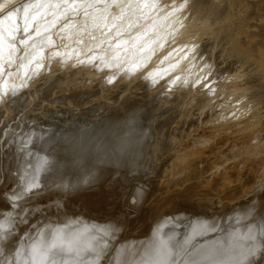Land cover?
I'll return each mask as SVG.
<instances>
[{"label": "rangeland", "instance_id": "obj_1", "mask_svg": "<svg viewBox=\"0 0 264 264\" xmlns=\"http://www.w3.org/2000/svg\"><path fill=\"white\" fill-rule=\"evenodd\" d=\"M21 1L23 0H0V8H6L3 9L5 13L1 11L0 15L6 16L7 12ZM43 1L41 3L45 4L46 1L48 3V0ZM56 1L60 0H52L50 2L53 6L48 9L47 13H49L45 18L48 15L53 16V18H61L59 21L62 24L58 23L61 27L64 26V21L69 18V15L71 17L69 20L74 19L73 21L66 20V24L68 25L69 23L73 27L71 28L68 25V28H70L67 31L68 33L61 32L62 29L67 28L65 25L62 29L58 27L61 30L57 34L53 32V36H56L53 37L51 35L47 39V41L51 42L54 52H52L53 56L46 63L50 64L53 60L52 65L50 64L47 67V64H39L36 66L35 69L37 70L33 74L19 83L17 89H7L0 93V185L2 184L1 186H3V181L8 182V184L4 183L5 187L8 186L6 187L7 191L2 192L0 197H4L11 206H14L19 201H24L22 200L24 199L22 198L23 194L19 197H15L13 193L9 194L11 193L9 181L11 182L14 176L16 166L20 165L27 158L28 154L35 153L38 154V157L44 152V154L46 152L47 154H56V150L55 152L53 150L61 147L58 144H61V137H63L64 132L66 133L71 129H68V127L74 126L77 123L81 127H85L78 133L81 142L83 144L87 143V141L92 142L89 131L95 124L114 114L124 115L129 113L132 103L134 101H141L144 103L143 106L136 109L134 113H131L132 115L130 114L132 117H130L131 122L133 121V117L135 118L132 129L136 125L137 127L134 130L137 128L139 131H143L142 136V131L139 133L137 129L135 132L133 130L134 135H138L136 138L138 143L136 141L137 144L134 146V154L137 156H135L137 159L135 158L133 162L135 166L133 164L129 170H118L115 172L109 191H115L118 194V199L110 201V196L106 194L99 196L101 198L99 200H106V203H104L102 208L105 210L98 213V218L103 221L117 219V224L123 228L119 232L124 235L118 233L117 240L108 236L107 240H104V242H107L103 243L102 246L103 252L92 253L94 255L91 252L87 253L86 264H109L113 249L118 246L124 237H132L134 242L141 243L143 241V234L140 231L142 223L139 219L142 214L145 213L147 220H155L160 218L162 213L176 210V207H173V203L177 201V204L182 203L185 205L181 207V214L183 213L187 216L199 214L201 217L206 214L203 217H208L215 216L216 213L217 216L216 228H212V230L214 229L213 233H208L203 238H195L191 242V245L184 249L185 252L181 254L184 255V258L190 255L197 243L214 236H219L227 229H231L232 226V228L236 227L238 225L237 216L232 212L236 211L233 210L237 204H240L243 199L245 200L247 197L258 192V190H261L260 186L261 188L264 186V0H229L230 2L228 0H219V10L214 13L212 11L207 12L205 15L204 13L195 15L196 13L193 14V12L187 10L186 4L188 0H182V2L181 0H151L152 2L144 0L143 3L142 0H126V2H124L125 0H83L85 1L84 3L81 2L82 0H61L62 2L60 1L57 4L58 6L55 4ZM67 1H71L69 3L71 5H64ZM150 2L152 3L151 7H149ZM144 3L149 5L147 6ZM54 5L57 7L54 8ZM28 6L29 4L23 5L21 12L23 13ZM131 6L133 7L131 8ZM143 8L148 9L146 11ZM152 10L156 13H152ZM162 13L167 18H164ZM63 14L67 17L65 18ZM77 17H81L78 21L80 20L82 23L75 20ZM62 18H65L64 21ZM46 19L42 20L45 22ZM138 20L142 21L139 22ZM67 21L69 22L67 23ZM75 21L76 28L74 27ZM191 21L193 24H197L198 27L195 25L194 28ZM87 23L89 24L88 27H86ZM78 24H80L79 28ZM189 25L192 26L190 27ZM46 26L47 24L41 28L38 35L43 34ZM152 27L155 28L154 31ZM74 28L81 31H76ZM70 30L76 31L75 34H77L76 38L78 40L75 37L71 38L74 32ZM186 30L193 31L194 34ZM162 31L165 33H162ZM199 31H202V34ZM84 32L85 34H83ZM185 32L188 34L187 40L183 38L187 37V35H183ZM82 34L83 36H81ZM190 34L194 37L192 35L190 37ZM66 35L70 36L74 43ZM150 35L153 36L150 37ZM77 36H81V38ZM84 36L87 39L82 38ZM116 38L119 39V41L117 40L118 42ZM79 39H83L85 43L88 40L86 44L81 41L86 47H84L85 45ZM231 39L232 41L235 40L234 43L231 42ZM126 40L128 41L124 45ZM149 41L151 42L149 43ZM119 42H122L123 46L127 47L123 48ZM75 43L76 45L82 44L83 46H77L78 49L74 48L73 46L75 45L72 44ZM110 43L112 46L109 45ZM114 45L119 48L122 47L120 49L117 48L120 52L122 50L129 52L125 53V56L123 55L122 58L120 54H117L119 51L117 50L116 52L115 47L113 48ZM81 46L84 48L89 47L90 49H86L89 54ZM107 46L112 47L110 51L112 54H117L118 58L116 55H111V52L110 54L108 53L109 50L105 49ZM67 47H69L68 50H66ZM59 49L64 53L62 54ZM75 49L76 51L78 50L79 54L75 53ZM100 49L102 50L101 53L103 52L102 54L105 56V59L100 61V63H105V66L102 67V64L98 66L99 63L96 62L95 64L98 67H94L93 65L91 68L95 70L93 71L95 72L94 76L97 75V79L94 78L95 80H92V83L96 86L93 85L89 88L94 93L92 91L87 92L90 82L85 77L75 78V80L69 78L67 79L71 80L69 83L63 82L60 75L66 69L73 68L76 63L78 65V60H83L84 57L88 59L94 52H97L96 56H98L101 54ZM70 50H73V52L67 53ZM83 51L85 54H83ZM174 52L178 53L180 60L177 59L178 57L175 59L174 55L176 54ZM70 53L76 54V57L70 56L72 55ZM169 53L172 54L170 55ZM107 54L108 58L113 56L114 58H112L114 60L118 59V62L117 60H115L116 62L114 60L110 61L111 63L108 62L111 58L106 60ZM183 54L187 55L182 56ZM68 56L72 57L73 60ZM54 59H61V61ZM119 59H121L123 65ZM123 59L125 60L124 62ZM70 60L73 61L74 65L66 63V66L62 67L65 65V62ZM63 61L64 64L61 63ZM71 61L68 63H71ZM81 62L80 65L82 64ZM59 63H61V67ZM115 65L116 69H114ZM80 67L76 66L75 68ZM42 68L43 70H40ZM48 68H51V70ZM182 69L184 72H182ZM110 70L111 74H109ZM103 73H107V76L102 75ZM91 92L92 94H89ZM138 111H143L144 113H139ZM141 115L143 116L142 118ZM101 117L102 119H100ZM137 118L138 122L140 121L138 125L136 124L137 121L135 122ZM39 125H44L43 127L46 129L51 128L48 144L45 148L42 145L36 144L37 141L32 140L34 129L35 127H39ZM78 125L77 127H80ZM136 131L138 134H136ZM61 133L63 134L61 135ZM50 136L52 139H50ZM138 144L139 149L137 148ZM55 145L57 147L54 148ZM33 158L34 160L32 158L26 159V163L30 165L32 161H35L37 156L35 155ZM13 162L17 165L13 164ZM163 164H165L164 168L162 167ZM3 166L6 168L4 173L7 180L5 174L3 177L1 175ZM165 166L167 167L165 168ZM164 170L167 171L165 172ZM11 173L12 175H10ZM120 175L124 176V182L119 180ZM25 187L27 188V185ZM31 189L27 188L24 190L22 192L25 193L24 196L30 197L32 195L31 197H33V194L40 196L41 190L37 191L38 189H36V191H33ZM133 191L145 192L147 198L144 200L143 197L141 201L138 200L135 204H129V196L135 193ZM149 195H151V199ZM153 198L154 203L152 202ZM185 198L187 200H184ZM59 199L63 201L66 198L61 196ZM147 201L151 202H148V204ZM89 208V205L83 202L79 206V209L84 213H87ZM40 213V211L39 214L35 213L30 222L42 219L43 213ZM48 215L47 217L49 218ZM13 220V217L7 218L0 215V229L14 226ZM26 225L24 224V226ZM131 227L133 229H130ZM178 230L181 231L182 228L179 227ZM17 234L18 231L16 230L14 236ZM108 243H110V246ZM3 254L4 250L0 252V259ZM181 257V259L176 257L173 260L174 262L171 261V264L172 262L174 264L175 261L177 263L179 260L184 263L183 256ZM263 257L264 250L262 257L260 256L259 259ZM252 264H259V262L255 261Z\"/></svg>", "mask_w": 264, "mask_h": 264}, {"label": "bare ground", "instance_id": "obj_2", "mask_svg": "<svg viewBox=\"0 0 264 264\" xmlns=\"http://www.w3.org/2000/svg\"><path fill=\"white\" fill-rule=\"evenodd\" d=\"M42 1L43 0H23L20 3L15 4L14 7H12V8L10 7L11 8V10L9 9L10 11L7 12V10H6V12L8 13L6 16L0 15V93L3 90H7V89H10V90L17 89V86L19 85L20 82H22L23 79L29 77L31 74H33L35 72V70H37V69H35L36 66H38L39 64H42V65L47 64L46 63L47 60L51 56H53L52 52H54L52 49V46H51L52 45L51 42L47 41V39L51 35L53 36V32L57 34V32H59L65 25L68 28V25H69L68 22L71 20V19L69 20V18H71L70 15H69V18H67L69 20V21H67V23H68V25H67L66 24L67 19L64 21V19L67 16L65 17V15L63 14L65 18H62V20L64 21L65 24H64V26L61 27V25H58V23L62 24V22L59 21L61 18H59V19L55 18V17L53 18V16H49V15H48L49 17L48 16L46 17L47 19L45 18V16L49 13V12L47 13L48 9L53 6V4H50V2L52 0H48V3L46 1L45 4L41 3ZM60 1H58V2H60ZM139 1H141V0H139ZM143 1L144 0H142V3H143ZM58 2L56 1L55 4L57 5ZM70 2L67 1V2H65L64 5H67V4L71 5V4H69ZM78 2H80V1H78ZM81 2L84 3L85 1L82 0ZM124 2H126V0ZM151 2H150L149 7L152 6ZM181 2H182V0H181ZM121 3H122V1H121ZM146 3H148V2H146ZM146 3H144V4L147 5ZM178 3H180V2H178ZM26 4H29V6L22 13L21 7L23 5H26ZM56 5H54L55 6L54 8H56L58 6V5L57 6ZM118 5H119V3H118ZM145 5H144V7H145ZM154 5H155V2H154ZM186 5H187V10H189L190 12H193V14L196 13L195 15H197L198 13H204V15H205L207 12H211V11H212V13H214L215 11L219 10V6H220L219 0H218V2H216V0L215 1L214 0H188ZM182 6H180V7H182ZM132 7L133 6H131V8ZM1 8H0V12L3 11V9H6V8H3V9H1ZM131 8H130V10H132ZM147 9H146V11H147ZM184 10H186V9H184ZM184 10H182V11L184 12ZM150 11H148V12H150ZM65 13L67 14V12H65ZM152 13H156V12L155 11L153 12V10H152ZM80 14H82V13H80ZM151 14H150V16H151ZM121 15H122V13H121ZM162 15H163V13H162ZM135 16H137V15H135ZM165 17L166 16H164V18ZM79 18L81 19V17H79ZM79 18L77 17L75 20L78 21ZM42 19H46V21L44 22V20H42ZM73 19L74 18H72L71 21H73ZM172 19H173V17H172ZM189 19H191V18H189ZM211 19H212V17H211ZM135 21H136V19H135ZM141 21H139V22H141ZM78 22H81V21L79 20ZM88 23H90V22H88ZM152 23H153V21H152ZM191 23H192V21H191ZM45 24H47L45 31L43 32L42 35H38L40 33L41 28ZM80 24H78V28H79ZM143 24H145V23H143ZM72 25L74 26V24H72ZM82 25H86V24H82ZM192 25L195 28V25H197V24L192 23ZM88 26H89V24L86 25V27H88ZM58 27H60L61 29ZM74 27L75 28L77 27L76 21H75ZM83 27H85V26H83ZM121 27H122V25H121ZM197 27H198V25H197ZM67 28L65 27V29H62L61 32H64L65 34L68 33L67 31L70 28H68V29ZM71 28H73V27H71ZM75 28H74V30H76ZM82 28H80V29H82ZM154 29L155 28H153L152 30L154 31ZM159 29H161V28H159ZM86 30H87V28H86ZM76 31H81V30H76ZM76 31H71V32H74V34H75ZM83 31H84V28H83ZM111 31H112V29H111ZM186 31L194 34L193 31H189V30H186ZM61 32H60V34H61ZM128 32H129V30H128ZM163 32L164 31H162V33ZM187 32H185V34H183L184 36L187 35V37L182 36L184 39L186 38V40L188 38ZM199 32H201V34H202V31H199ZM78 33H80V32H78ZM74 34H73V36H71V38L73 39V37H75V39L78 40V38H76L77 34H75V35ZM83 34H85V32ZM83 34L81 36H83ZM150 34H151V32H150ZM192 34H190V37ZM62 35H64V34H62ZM68 35H66V36L68 37ZM70 35H71V33H70ZM153 35H150V37ZM158 35H160V34H158ZM54 36H56V35H54ZM81 36H77V37L81 38ZM68 38H70V36ZM71 38L69 40L71 42H73ZM82 38H86V36H84ZM138 38H139V36H138ZM195 38H197V37H195ZM55 40H56V38H55ZM77 40H76V42H77ZM117 40L119 41V39L116 38V41ZM63 41H65V40H63ZM79 41L80 42L82 41L83 43H85V41H83V39H79ZM87 41H86V43H87ZM127 41L128 40L125 41L124 45L126 44ZM234 41L235 40L232 41V39H231V42L234 43ZM57 42H59V40H57ZM150 42L151 41H149V43ZM95 43H97V42H95ZM82 44H80V45H82ZM85 44H83V45H85ZM115 44L118 45L117 43H115ZM167 44H168V42H167ZM61 45H60V47H61ZM72 45H75L73 47L77 48V49H78L77 46H80V45H76V43L72 44ZM109 45H111V43ZM120 45L123 46L122 42L120 43ZM231 45H233V44L231 43ZM55 46H56V44H55ZM82 46H81V48L83 50L85 49V51L87 48H89V47L84 48V47H86V45L84 47H82ZM108 46L105 47V49L109 50L108 53L110 54V52H111L110 50L112 47L110 48ZM118 46H115V45L113 46V48L115 47L116 52L118 49L122 48V47L119 48ZM128 46H129V44H128ZM69 47H67L66 50H68ZM126 47L123 46V48H126ZM56 48H59V47H56ZM71 48H72V46H71ZM189 48H191V47H189ZM157 49H159V48H157ZM62 50H64V49H62ZM113 50L114 49H112V51ZM77 51L75 49V53ZM80 51H82V50H80ZM101 51L102 50L100 49V53H101ZM115 51H113V52H115ZM69 52H73V50L67 51V53H69ZM98 52H99V50H98ZM128 52H125L122 50L121 52L119 51V53H117V54L118 55L120 54L122 57L125 53H128ZM59 53H57V55H59ZM61 53H62V51H61ZM96 53L97 52L92 53V56H89L88 59H87V57L85 58L84 57L85 55H84L83 60H85V59H87V60H85V61L78 60L79 61L78 65H77V63L74 65L72 63L73 61H71V60H73L72 57L70 58L68 56L71 59L70 60L71 63H68L70 61H67V62H65V65L62 67H65L66 63L68 65L73 64L74 66H73V68L66 69L62 73V75H60V78L63 79V82L69 83L71 81V80H67L69 78H73L72 80H75V78H84L85 77V78L89 79V82H90L89 87L87 88L88 89L87 92L92 91V90H89V88H91L94 85V83H92V80L94 78L97 79L96 78L97 75L94 76L95 72H93V71H95V70L91 69V68L93 67V65H94V67L97 66L95 64L96 62L99 63L98 66L101 64H102L101 65L102 67L105 66V63H103V62L100 63V61L105 59L104 58L105 56L102 54L103 52L101 53L102 55L99 54L98 56H96ZM70 54H72V53H70ZM77 54H79V53L77 52ZM83 54H85V52ZM87 54H89V52H87ZM117 54H115V53L112 54V52H111V55L117 56ZM175 54L176 55H174V57L176 59V57H178V53H175ZM75 55L72 54L70 56H75ZM128 55H126V56L128 57ZM160 55H162V54H160ZM186 55L183 54L182 56H186ZM65 56H66V52H65ZM78 56H80V55H78ZM99 56L102 59L101 58L99 59ZM182 56H181V58H182ZM59 57H57V58L59 59ZM61 57H63V55H61ZM106 57H107L106 60L111 58V60H109L108 62L114 60L113 56L108 58V54ZM127 57H126V59L128 60ZM117 58H118V56H117ZM119 58H120V56H119ZM184 58H186V57H184ZM58 59H54V60L61 61V59L60 60H58ZM74 59H76V58H74ZM80 59H81V57H80ZM124 59H123V62L125 61ZM171 59H173V58H171ZM177 59L180 60V56ZM115 60H117V62H118V59H115ZM163 60H165V59H163ZM75 61H77V59ZM80 61H82L81 65H80ZM119 61H121V59H119ZM51 63H53V60ZM61 63L64 64V61ZM61 63H59V65ZM120 63H122V61ZM50 64H47L48 65L47 67H49ZM122 65H123V63H122ZM76 66H81V67L75 68ZM177 66H179V65H177ZM60 67H61V65H60ZM37 68H39V67H37ZM45 69H47V68H45ZM48 69L51 70V68H48ZM57 69H54V70H57ZM114 69H116V65H115ZM168 69H169V67H168ZM40 70H43V68ZM60 70H63V69H60ZM189 71H191V70L189 69ZM193 71H195V70H193ZM182 72H184V70ZM97 74H98V72H97ZM106 74L107 73H103L102 75H106ZM109 74H111V70H110ZM182 74H184V73H182ZM118 75H119V73H118ZM145 75H146V72H145ZM106 76H104V77H106ZM100 77H102V76H100ZM115 78H117V77H115ZM178 79H179V77H178ZM191 81H192V79H191ZM174 82H175V80H174ZM103 84H105V83H103ZM152 84H154V83H152ZM94 86H96V85H94ZM92 92L94 93V91H92ZM92 92L89 94H92ZM143 104L144 103H142L141 101H134L132 103V105L130 106L129 113H126L124 115L114 114L113 116L106 117L105 119H103V121H100L97 124H95L92 127V129L89 131V134H91L92 142L87 141V143H85V144H83L81 142L79 134H78V133H80L79 131L83 130L85 127L84 128L81 127L80 124H79L80 127H77L78 123L76 124V122H75L76 125L68 127V129L69 128H71V129H69L66 133L65 132H64V134L61 133V135L63 134L62 135L63 137H61L62 141H61V144H58L61 147H58L57 149L53 150L54 152L56 150V152H57L56 154H53V155L50 153L47 154V152H46V154H44L45 153L44 152L43 153L44 155L39 154L40 155L39 157H38V154H35V153L28 154L26 159L32 158L34 160L33 157L36 155L37 158L35 159V161L34 162L32 161L31 164L28 165V163H26V159H25L22 163H20V165L16 166L15 173L13 171L14 176H13L11 182L9 181V186L11 185V189H9L11 193H9V194L13 193L15 197H19V196H21V194H23L22 198H24V199H22V198L21 199L24 201H19L17 204H14V206H11L6 201V199L4 197H2V196L0 197V215L7 217V218H12V217L14 218V220L12 221V223H14V226L12 225V227L9 226L8 228L0 229V252L4 250V254L0 259V264H49V261L52 259V252L58 253L56 255L55 259L59 262V264H63V262H66V264H86L87 262L85 260L88 257L87 253L91 252V254H92V253H99L100 251H102L103 243L107 242V241L104 242V240L106 238H108V236H111L114 239L118 238L117 234L118 233L120 234L121 232H119V231L123 228H122V226H119L117 224V219L116 220L111 219L108 221H103V220H100L97 216L98 213L103 212L105 210L102 208H103L104 203H106V200H103V199L99 200V199H101V198H99V196L100 195L103 196V194H106V195L110 196V198H111L110 201H115L116 199H118V194L115 191H109V189L111 187V181L113 180V178L115 176V172H117L118 170H127V169L129 170V168H131L133 166V164H134L133 162H134L135 158L137 157L134 154V146L138 143V141L136 140L138 135H134L135 133H133L134 128L137 126L135 125L132 129V126H133L132 124H133V121L135 118L133 117V119H132L133 121L131 122V118H132L131 113H134L136 111V109L143 106ZM142 115H141V118L143 117ZM100 119H102V117ZM141 121H142V119H141ZM135 122L138 125V123L140 121L138 122V118H137V120H135ZM143 122H144V120H143ZM142 123H140V124H142ZM159 125H161V124H159ZM41 126L39 125V127H35V129H34L35 131H34V134L32 136V138H33L32 140H34L35 142L37 141L36 144L42 145L45 148L46 145L48 144L47 142L49 139L48 138L49 134L51 133V130H50L51 128L46 129L45 127H43L44 125L42 127ZM49 126H51V125H49ZM142 126H143V124H142ZM48 129L50 130V132ZM62 130H65V129H62ZM135 130H134V132H135ZM143 130H144V127H143ZM141 131H139V133ZM55 133H57V132H55ZM136 134H138V132ZM139 136H140V134H139ZM142 136H143V131H142ZM52 137H53V135H52ZM52 137L50 139H52ZM59 137H60V135H59ZM53 140H54V138H53ZM255 140H256V138H255ZM57 141H59V139H57ZM136 141H137V143H136ZM36 144H34V145H36ZM140 144H142V143H140ZM56 145L54 146V148L58 146V145L57 146ZM137 146L136 147L139 149V144ZM49 150H51V149H49ZM135 151H136V149H135ZM136 152H138V151H136ZM51 153H52V151H51ZM14 160H16V159H14ZM9 163H10V161H9ZM9 163H7V164H9ZM11 164H12V162H11ZM13 164H16V163L13 162ZM165 164H163L162 167ZM134 166H135V164H134ZM168 166H170V165H168ZM14 167H15V165H14ZM166 167L167 166H165V168ZM4 168L5 167L3 166L2 171H1L2 177L4 176V174H5L4 172L6 170V168L5 169ZM161 169H159V170H161ZM250 169L252 170V168H250ZM7 175L9 176V174H7ZM10 175H12V173ZM5 178H6V174H5ZM6 180H7V178H6ZM119 180L121 182H124V180H125L124 176L120 175ZM4 183H6V182L3 181V186H1L2 184L0 185V194L2 192L7 191L6 187H8V186L5 187ZM6 184H8V182ZM26 185H27L28 189L32 188L31 190H33V191H36V189H38L37 191L41 190L40 196L39 195L36 196L34 194H33V197H31L32 195L30 197L24 196L25 193H22V192L27 189L25 187ZM263 187L261 188V186H260L261 190H258V192L252 194L250 197H247L245 200L244 199L242 201L240 200L241 201L240 204H237V206L234 210L232 208L233 211L236 210L235 212H232V213H235L234 215L237 216L236 218H237L238 225L236 227L232 228L233 227L232 226L231 229H227L224 233H222L219 236H216V237L214 236V237H211L207 240L203 239L204 241L197 243L194 246L191 253L189 252L190 255L189 256L187 255L186 258H184V255H181L185 252L184 249L186 247H188L189 245H191V242L195 238H203L208 233H211V232L213 233V230L216 228L215 223H216V217L217 216H216V213H215V216H208V217H203L204 215L206 216V214H204L202 217L199 214H190L189 216H187L183 213L181 214L180 213V211H182L181 207L182 206L184 207L185 205L182 203L177 204V202H178L177 201L176 203H173V207H176V210L174 209L173 211H169L170 214H168L169 212H165L164 214L162 213L160 218H157L155 220H147L145 213H143L139 219L142 223L140 231H142V234H143V237H142L143 241L141 243H136L132 240V237H130V238L124 237L123 240L120 241L118 246L115 249H113L112 255H111L112 257H110L111 260L109 259V261H111V262H109V261L108 262H109V264H171V261L176 259V257H178V259L179 258L181 259L182 258L181 256H183L184 263L182 261L180 262V260L177 263H183V264H252L253 262L258 261L259 264H264V257L259 259L260 256L262 257L263 250H264V188ZM24 188H26V189H24ZM133 192H135V193H133L129 196V199H128L129 204H135L138 200L141 201V198L143 199V197H144V200L147 198L145 192H141V191H133ZM27 193H29V192H27ZM38 194H39V192H38ZM152 194L153 193H151V195ZM151 195H149L150 199L152 198ZM61 196H64L66 199L63 201H60L59 198ZM152 196L155 197L154 195H152ZM10 197H11V195H10ZM148 200H149V198H148ZM153 200H154V198L152 199V202H153ZM184 200H187V199L185 198ZM82 202L88 204L90 207L89 211L87 213H84L79 209V206L82 204ZM148 202H151V201H147V203ZM108 205H110V204H108ZM144 205H146V204H144ZM159 206H162V205H159ZM110 207L114 208L112 206H110ZM164 207H166V206H164ZM154 208H156V207H154ZM39 211L41 212L40 214L43 213L41 216L42 219L35 220V222H30V221H32L31 218L34 217V214L35 213L39 214ZM163 211H164V209H163ZM228 214H229V212H228ZM47 215L49 216L50 219L47 217ZM231 216H233V215L231 214ZM226 217H228V216H226ZM114 218H115V216H114ZM233 219H235V218H233ZM227 221H228V219H227ZM24 224L25 225L27 224V225L24 226ZM179 227L182 228L181 231L178 230ZM212 228H214V229L212 230ZM130 229H133V228L131 227ZM16 230L18 231V234L16 236H14ZM125 231H130V230H125ZM122 235H124V234H122ZM53 243H55L56 248L52 249V252H48L47 251L48 247ZM109 244L110 243H108V245ZM112 244H113V242L110 245L112 246ZM34 248H35V251L33 250ZM92 255H94V254H92ZM103 257H106V256H103ZM173 262H172V264H173ZM97 263H98V261H97ZM175 263H176V261H175Z\"/></svg>", "mask_w": 264, "mask_h": 264}, {"label": "snow or ice", "instance_id": "obj_3", "mask_svg": "<svg viewBox=\"0 0 264 264\" xmlns=\"http://www.w3.org/2000/svg\"><path fill=\"white\" fill-rule=\"evenodd\" d=\"M55 248H56V245L55 243H53L48 247L47 251L52 252V249H55ZM33 250L35 251V248ZM57 254L58 253L56 252H52V259L49 261V264H59V262L55 259ZM63 264H66V262H63Z\"/></svg>", "mask_w": 264, "mask_h": 264}]
</instances>
